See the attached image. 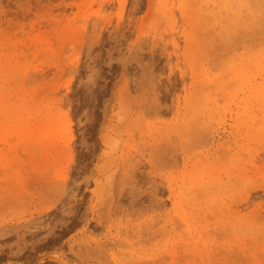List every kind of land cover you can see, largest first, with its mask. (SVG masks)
I'll list each match as a JSON object with an SVG mask.
<instances>
[{
    "label": "rangeland",
    "instance_id": "rangeland-1",
    "mask_svg": "<svg viewBox=\"0 0 264 264\" xmlns=\"http://www.w3.org/2000/svg\"><path fill=\"white\" fill-rule=\"evenodd\" d=\"M95 243L264 264V0H0V264Z\"/></svg>",
    "mask_w": 264,
    "mask_h": 264
},
{
    "label": "bare ground",
    "instance_id": "bare-ground-1",
    "mask_svg": "<svg viewBox=\"0 0 264 264\" xmlns=\"http://www.w3.org/2000/svg\"><path fill=\"white\" fill-rule=\"evenodd\" d=\"M157 204H158V202H157ZM125 234H126L127 237H129L127 235V233H125ZM139 234L140 233H138L137 236H135V241L137 242V244L142 245V243H144V242L146 243V241L149 240V238H150L149 235H148V239H146L145 236H142V235H139ZM124 238L125 239H122L123 243L128 244V245L131 246L132 245L131 240H127L128 238H126L125 236H124ZM140 240H142V242H140ZM115 241L117 242V241H120V240L117 239ZM89 244H87V245H89ZM109 245L112 246L113 243L112 242H109ZM107 251H108L107 250V247L104 244H101V243L100 244L99 243L96 244L95 243V245H94L93 248L84 249V252L85 253H83V254H84L85 258L90 259L91 261H93L95 263L107 264L108 262L105 260V255H104ZM172 253H174V252H172ZM172 253H168V256L170 258V262L169 263L168 262L166 263V262H163V261H158L157 263H150V264H174V260L173 259L176 256L174 254H172ZM182 256L185 259V262H184L185 264H188V263L189 264H192L191 263L192 261H190V260L187 259V258L192 259L194 257V255L192 254V252L184 251V253L182 254ZM199 258L202 259V253H199ZM55 260H56V258H55ZM62 264H64V263H62Z\"/></svg>",
    "mask_w": 264,
    "mask_h": 264
}]
</instances>
